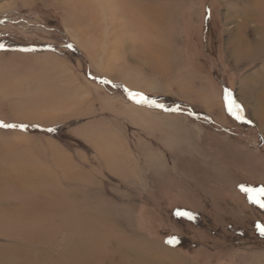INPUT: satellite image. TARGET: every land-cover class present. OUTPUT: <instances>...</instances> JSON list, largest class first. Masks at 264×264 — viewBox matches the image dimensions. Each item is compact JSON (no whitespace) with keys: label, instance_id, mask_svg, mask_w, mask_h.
<instances>
[{"label":"rangeland","instance_id":"rangeland-1","mask_svg":"<svg viewBox=\"0 0 264 264\" xmlns=\"http://www.w3.org/2000/svg\"><path fill=\"white\" fill-rule=\"evenodd\" d=\"M0 121V264H264V0H0Z\"/></svg>","mask_w":264,"mask_h":264},{"label":"crops","instance_id":"crops-1","mask_svg":"<svg viewBox=\"0 0 264 264\" xmlns=\"http://www.w3.org/2000/svg\"><path fill=\"white\" fill-rule=\"evenodd\" d=\"M89 50H90V52H89L90 53V56H94L93 53H95V51L97 52V50L99 51V49L97 47L92 48V49H89ZM106 57H105V59H106ZM107 59H108V57H107ZM102 62L103 63L100 65L101 66L100 70L105 71L107 74H109V75H104V76H107L106 78L109 79V80H111L112 83L113 82L115 83V82L120 81V80H114L112 78V77H114L116 75L119 76L118 74H120L119 72H117V70H114V66L113 65H110V63L107 60H103ZM108 69L110 70V72L108 71ZM111 70L113 72H111ZM73 75H74V79L76 78V81L73 82L72 85H70V97L69 98L71 99L72 102L75 103V102H78V100H80V98H82V96H83V98H84L83 101L86 103V106H87L86 109H84V110H87V111H85V113L88 114V115H98L99 116L98 119L100 120L101 117H104L105 116L104 115V111H110V110H112L111 109L112 107L110 105H108L104 101L103 97L100 95L101 93L98 94V93L91 92L90 94L86 93V96H85L83 93L86 92V90H85L86 84H84L83 81L77 80V78H78V76H77L78 74L77 73H74ZM86 80L89 82V80L87 79V77H86ZM120 82L121 83H124L125 86L128 87V89H131V90H134V91H137V92H142V94L144 93L145 95L150 96V97L152 95L151 92H147V91H145L143 89H134L133 87H131L132 85H130L129 83H128L129 84L128 85L127 82H125V81H122L121 80ZM47 87H48L47 85L44 87V92L48 90ZM67 88L68 87L64 88L63 90H60L61 91L60 94H56V99L59 100V98H60V100H59V102H57L58 104L56 103L55 105L56 106H59V108L60 107H63V105L65 107H67V104H68L67 103V98H66V96H67L66 95V92H68V89ZM50 103L53 104L52 101ZM46 105H49V104L46 103ZM58 112L60 113V118H61L62 115L63 116L64 115H67L70 111H67V110L61 111L60 110ZM76 113L75 112H71L70 114H72L73 116H76L75 115ZM75 118H78V117H75ZM56 119L57 118L54 116L52 120H56ZM94 119H96V118H94ZM60 121L61 122H66L68 120H67V118H61ZM15 123L10 122L8 124H15ZM29 124H33V123L32 122H29ZM259 240L264 241V236H261V238H259Z\"/></svg>","mask_w":264,"mask_h":264},{"label":"snow or ice","instance_id":"snow-or-ice-1","mask_svg":"<svg viewBox=\"0 0 264 264\" xmlns=\"http://www.w3.org/2000/svg\"><path fill=\"white\" fill-rule=\"evenodd\" d=\"M135 95H139L141 100L143 102H149L148 101V98L145 97L142 93H137V94H134ZM229 95V111H233V108H236V109H241L242 110V106L237 104L233 99H232V96H231V93L229 92L228 93ZM151 103L155 104V101H151ZM160 107H163V105H159ZM0 126H3V127H18V125H14V124H5L3 121H0ZM19 127H26V125H19ZM244 191L246 192H258L260 194H264V187L260 188V189H251V188H245ZM253 200L255 203H258V204H261L262 207H264V202H262L258 197L254 196L253 197ZM177 215H184V216H189L191 218V213H188V212H177ZM260 231H261V234L264 235V226H262L260 228Z\"/></svg>","mask_w":264,"mask_h":264}]
</instances>
